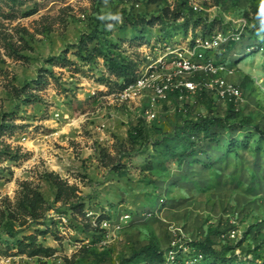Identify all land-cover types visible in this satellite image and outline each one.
Returning a JSON list of instances; mask_svg holds the SVG:
<instances>
[{
	"label": "rangeland",
	"instance_id": "rangeland-1",
	"mask_svg": "<svg viewBox=\"0 0 264 264\" xmlns=\"http://www.w3.org/2000/svg\"><path fill=\"white\" fill-rule=\"evenodd\" d=\"M188 1L0 0V264H158L135 252L172 241L215 251L193 264H264V4ZM214 31L237 37L208 54L239 100L119 98L106 58L136 75L143 42ZM204 117L224 125L190 135Z\"/></svg>",
	"mask_w": 264,
	"mask_h": 264
},
{
	"label": "built area",
	"instance_id": "built-area-1",
	"mask_svg": "<svg viewBox=\"0 0 264 264\" xmlns=\"http://www.w3.org/2000/svg\"><path fill=\"white\" fill-rule=\"evenodd\" d=\"M260 1L264 4V0ZM188 4L193 10L199 9L195 0H189ZM235 38L232 34L214 31L206 36H190L186 45L170 44L168 36L149 45L143 42L141 65L134 81L118 91L119 98L133 101L146 95L152 100H165L170 96L182 100L187 94L215 91L218 97L229 102L239 100L240 87L226 79V66L217 57L208 54ZM152 112L151 108H147L145 117H152ZM189 252L190 247L185 242L172 241L164 251L161 264H193L202 257L200 253L192 259L184 255Z\"/></svg>",
	"mask_w": 264,
	"mask_h": 264
},
{
	"label": "trees",
	"instance_id": "trees-1",
	"mask_svg": "<svg viewBox=\"0 0 264 264\" xmlns=\"http://www.w3.org/2000/svg\"><path fill=\"white\" fill-rule=\"evenodd\" d=\"M177 11H174V13H172V17L173 19H178L180 17H182L181 15H185V22L183 25H187L188 24V20L191 19L188 13H183L181 8L176 9ZM191 13V12H189ZM161 19V17H154V18H150L148 20H146V23H154L155 21H159ZM209 31V30H208ZM203 35H206L205 33H203ZM165 37H167L168 35H164ZM253 42L250 44V52H258L260 49H264V38H260L258 40H254ZM118 55V54H116ZM107 61V66L109 69H111L113 71V74L121 79V83L119 84V89L123 88L125 85L131 83L134 81L135 79V74L132 72L130 73L129 70V65H128V61L125 57L123 56H113V57H108L106 58ZM143 126V124L141 122L133 125L131 127V129H129L128 131V138L131 142L136 143L137 141H139V139H141L142 137H144V131L143 128H141V125ZM224 125V120L221 118H217V117H204L199 121H195V122H191L190 125L188 126V130L193 132L190 135H193L195 133H201L204 134L206 136H210L211 134V128L213 127H217V126H222ZM144 127V126H143ZM190 154H195L194 151L191 150ZM175 156L177 157V160H181L184 158V154L183 153H178L175 154ZM185 244H187L190 247V252L188 254H184L185 256L187 255H191L192 257H194L195 255H197L198 253L201 254V259L203 257H208L210 256L211 253H215V251L210 247V246H204L203 242H199V244L197 242H185ZM200 246V247H199ZM145 249H140L137 252H135V254H139L142 255L143 258L149 259L151 256L156 255L160 260L158 264H161L163 261V254L164 251H158V249H156L154 247L153 244H148L147 246H145ZM167 249V248H166ZM207 250V251H206ZM212 256V255H211ZM199 259V260H201ZM223 262H227L229 261V257L227 258H222Z\"/></svg>",
	"mask_w": 264,
	"mask_h": 264
}]
</instances>
